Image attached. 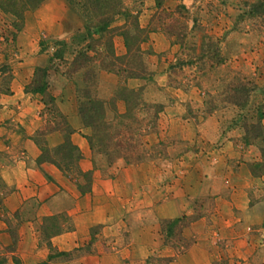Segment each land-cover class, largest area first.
Instances as JSON below:
<instances>
[{"label": "rangeland", "instance_id": "rangeland-1", "mask_svg": "<svg viewBox=\"0 0 264 264\" xmlns=\"http://www.w3.org/2000/svg\"><path fill=\"white\" fill-rule=\"evenodd\" d=\"M77 1L82 2L72 0L73 7L80 12ZM118 1L126 12L130 11L129 16L116 14L108 27L110 30L121 27H116L112 35L115 51L125 52L123 38L117 32L124 29L133 33L138 24L148 32L146 41L138 44L151 52L146 55L150 76L138 78L137 87H133L140 89L136 114L139 126L133 136L134 149L127 156L140 160L128 164L138 168L143 164L144 170L149 169V200L174 197L181 207L177 217L186 220L185 225L170 229L168 221L172 218L158 220L160 230L156 232L166 250L156 248L146 260L151 264H192L182 256L197 246L205 255L204 264H264V162L257 163L262 162L258 141L244 143L241 120L245 116L248 123L255 121L258 108L264 104V92L259 88L264 84V14L248 18L245 13L260 0H164L159 8L154 0ZM180 3L184 4V10L178 7ZM10 17L14 20L0 10V33H8L5 55L8 60L13 53L9 40L14 38L15 27L20 26L13 20L9 26ZM194 17L207 34L218 38L223 59L216 68L204 73L194 66L175 65L179 45L173 44L175 37L170 38L160 27L174 18L180 22L187 19L191 26ZM91 32L99 43L106 40V34L102 36L94 28ZM89 40L83 27L63 40L65 45L56 40L47 47L54 45V54L60 51L63 56L60 60L64 61L72 58L79 43L83 45ZM102 48L99 45L98 49ZM11 72L7 61L0 62V91L9 90ZM118 78L119 83L124 79ZM228 81H242L250 88L245 106L216 99L217 91ZM262 123L264 127V118ZM87 130L86 136L91 134L88 127ZM105 158L102 153L93 154L94 164L103 168L117 159L114 156L109 163ZM233 175L241 177V181L234 180ZM197 214L199 217L193 219ZM197 219L202 223L193 228L191 224ZM61 222L56 216L47 220L42 238L48 245L50 235L55 230L60 232ZM92 242L93 236L86 250L92 248ZM168 249L173 252L170 257L163 255ZM50 252L53 258L40 264H55L63 258L51 245Z\"/></svg>", "mask_w": 264, "mask_h": 264}, {"label": "crops", "instance_id": "crops-1", "mask_svg": "<svg viewBox=\"0 0 264 264\" xmlns=\"http://www.w3.org/2000/svg\"><path fill=\"white\" fill-rule=\"evenodd\" d=\"M12 20L8 18L9 26ZM83 23L81 13L68 0H42L36 8L24 11L21 28L9 40L13 52L9 60L5 57L8 33H0V62L7 61L12 68L9 90L0 92V264L46 262L50 245L67 253L55 264H151L146 260L150 252L166 248L156 232L160 230L158 220L173 219L180 213L174 197L148 199L149 169L144 170L143 164L138 168L117 158L107 168L94 166L88 130L77 108L76 89L83 82L78 74H62L68 62L53 57L50 63L55 48L47 47L80 32ZM116 51L122 54L124 49ZM45 66L49 67L48 91L73 128L72 143L82 153L79 167L91 172L89 189L84 192L77 185L85 184L82 177L67 176L55 164L37 160L40 148L34 135L45 124L44 104L40 94L26 87L35 69ZM118 81L115 73L100 71L96 97L109 101ZM125 84L137 87L138 78ZM123 107L119 101L120 111ZM46 138L50 146L62 142L60 132H51ZM236 177L234 180L241 181ZM50 216L59 217L62 228L50 235L48 245L42 238V226ZM201 223L197 219L191 225ZM92 236V248L86 250ZM200 250L194 246L182 257L192 264H204ZM163 255L170 257L173 252L168 249Z\"/></svg>", "mask_w": 264, "mask_h": 264}, {"label": "trees", "instance_id": "trees-1", "mask_svg": "<svg viewBox=\"0 0 264 264\" xmlns=\"http://www.w3.org/2000/svg\"><path fill=\"white\" fill-rule=\"evenodd\" d=\"M42 0H0V10L14 17V24H20L15 27L19 30L22 25L23 13L27 9L36 8ZM70 4L72 0H68ZM164 0H154L156 8L162 6ZM81 15L85 20L84 33L90 39L88 43L81 45L72 53L71 60L63 71L67 77L79 75L83 82L82 86L76 89V97L78 101V113L85 125L91 130V134L87 135L90 149L92 153H102L106 158V162H113L112 159L122 157L126 163H133L135 160H140L139 157L129 158L128 153L134 149L133 136L138 131L137 105L140 89L128 87L125 82L130 78H148L150 71L146 67V55L151 52L143 50L140 43L146 41L148 32L135 26V31L130 33L128 30H120L117 32L124 41L125 52L117 54L114 48L112 35L115 34V26L110 30L109 26L112 23L116 14H124L129 16V11L125 10L123 5L119 4L118 0H82L77 1ZM21 4L19 9L17 5ZM122 7L124 9H122ZM184 10V4L179 6ZM245 11V10H244ZM248 18L257 17V14H264V1L255 2L250 5V9L246 10ZM111 16V17H110ZM183 16V15H181ZM16 19V20H15ZM128 19V18H127ZM16 26V25H15ZM109 27V28H108ZM162 30L165 31L170 38L173 39V44L179 45L177 62L175 65L194 66L201 73L208 72L216 68L222 61L219 54L218 38L207 34L198 24V19L193 18V24L188 25V20L180 22L176 18L170 22L160 24ZM91 28H94L102 36L106 34V40L103 44L98 40L93 39ZM120 29L121 27H117ZM147 30V29H146ZM149 32L151 30H148ZM83 33V32H82ZM79 35V34H78ZM91 40L94 43H91ZM175 41V42H174ZM62 44L63 40L56 41ZM138 42H140L138 44ZM64 45L66 41L63 42ZM102 45V49H98ZM97 49V50H96ZM92 53H90V52ZM53 57L63 59L60 51H56L50 58V63ZM49 67H37L34 71V76L30 85L26 89L41 95V101L44 104L43 112H45V124L42 128L36 131L34 141L40 148V155L37 160L39 163L47 161L55 164L64 174L82 177L85 184H77L82 192L89 189L91 183V172L82 171L79 167V160L82 158V153L79 148L72 143L71 134L73 128L68 122L66 116L59 109L55 97L48 91L47 87V71ZM111 71L118 77H123L120 83L116 86L113 96L109 101H104L96 97V89L98 84V74L100 71ZM57 71L60 72L59 68ZM264 92V84L259 87ZM4 92V91H0ZM250 88L242 81L225 82L217 91L216 98L226 104H233L239 107L246 105V99L249 96ZM124 104L123 111L118 108V102ZM264 104H261L256 113V120L248 123L246 117H242V127L245 130L243 137L244 143L249 144L258 141L259 151L264 162V127L262 120L264 118ZM161 107H159L158 111ZM51 132H60L62 142L50 146L46 136ZM97 138V139H96ZM164 156L165 153L163 154ZM115 158H112L114 157ZM94 161V160H93ZM253 165V164H252ZM95 166V164H94ZM54 216L45 217L43 232L46 233L47 220L53 219ZM197 214L193 219L198 218ZM185 218L175 217L168 221L169 229L175 225H185ZM182 225V226H183ZM168 229V231H169ZM55 230L52 234L58 233ZM170 236L173 234L169 232ZM52 250H55L52 248ZM58 255H66L65 252H58ZM48 258H53L51 252Z\"/></svg>", "mask_w": 264, "mask_h": 264}]
</instances>
